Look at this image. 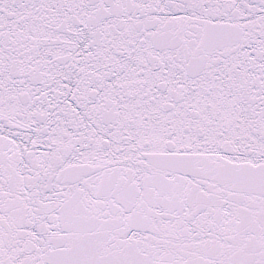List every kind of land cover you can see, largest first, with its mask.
<instances>
[{
	"label": "snow or ice",
	"instance_id": "snow-or-ice-1",
	"mask_svg": "<svg viewBox=\"0 0 264 264\" xmlns=\"http://www.w3.org/2000/svg\"><path fill=\"white\" fill-rule=\"evenodd\" d=\"M0 264H264V0H0Z\"/></svg>",
	"mask_w": 264,
	"mask_h": 264
}]
</instances>
